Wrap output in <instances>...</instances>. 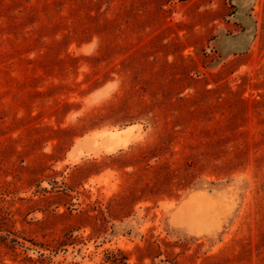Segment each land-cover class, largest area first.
Segmentation results:
<instances>
[{
	"label": "rangeland",
	"instance_id": "1",
	"mask_svg": "<svg viewBox=\"0 0 264 264\" xmlns=\"http://www.w3.org/2000/svg\"><path fill=\"white\" fill-rule=\"evenodd\" d=\"M0 264H264V0H0Z\"/></svg>",
	"mask_w": 264,
	"mask_h": 264
}]
</instances>
